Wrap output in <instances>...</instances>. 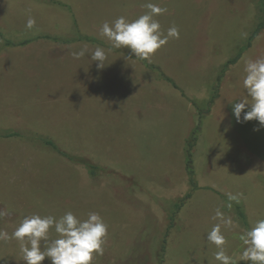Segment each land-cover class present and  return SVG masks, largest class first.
<instances>
[{"label": "rangeland", "instance_id": "rangeland-1", "mask_svg": "<svg viewBox=\"0 0 264 264\" xmlns=\"http://www.w3.org/2000/svg\"><path fill=\"white\" fill-rule=\"evenodd\" d=\"M56 1L63 6L0 0V210L10 213L0 217V230L11 235L34 214L59 218L71 211L84 220L96 212L108 237L94 264H220L207 239L219 208L239 225H222L224 250L233 264H251L242 258L240 236L264 219V126L238 123L233 105L246 96V60L264 58V29L223 70L257 29L260 0ZM147 3L168 9L155 17L165 34L172 26L180 31L149 60L100 35L103 23L133 21ZM29 17L36 21L31 30ZM85 45L89 52L74 59L71 53ZM96 46L107 54L103 69L91 59ZM219 78V98L194 149L198 189L175 210L190 190L186 140ZM63 154L97 166L96 176ZM56 238L52 229L49 242ZM0 264H25L19 241H0Z\"/></svg>", "mask_w": 264, "mask_h": 264}, {"label": "clouds", "instance_id": "clouds-1", "mask_svg": "<svg viewBox=\"0 0 264 264\" xmlns=\"http://www.w3.org/2000/svg\"><path fill=\"white\" fill-rule=\"evenodd\" d=\"M145 7L148 11L133 21L121 16L111 24L103 23L100 35L111 41L113 48L127 47L137 58L149 60L167 45L170 39H179L180 31L176 26L168 28L166 34L161 30V25L155 17L167 13L166 7L153 3H147ZM35 24V19L29 17L26 28L31 30ZM88 52V46L85 45L71 55L78 60ZM91 59L98 62V69H103L107 59L105 49L96 46L91 53ZM244 72L243 86L246 96L233 105L234 115L238 123L256 120L264 126V58L246 60ZM228 198L230 201L239 202L237 195L228 194ZM9 214L8 211L0 210V217ZM213 219L219 222L214 224L207 239L218 249L215 260L220 264H233L232 258L224 250L226 237L222 225L229 229L239 225L231 217H226L219 208L215 210ZM52 229L58 238L49 242ZM107 237L108 225L96 212H90L84 220L71 211L59 218L34 214L26 217L11 235L5 230H0V241L15 239L20 242L25 264H42L46 259H49L51 264H94L96 255L103 254ZM240 239L246 246L242 258L251 264H264V219L257 220L250 229H244ZM41 241L44 242L43 248Z\"/></svg>", "mask_w": 264, "mask_h": 264}, {"label": "trees", "instance_id": "trees-1", "mask_svg": "<svg viewBox=\"0 0 264 264\" xmlns=\"http://www.w3.org/2000/svg\"><path fill=\"white\" fill-rule=\"evenodd\" d=\"M51 3H53L54 5H59V6H63L60 2L56 1V0H50ZM260 8L262 11V18L261 21L259 23V25L257 26V29L253 32V34L251 35V37L249 38L248 44L247 46H245L243 49H241V51L236 55L235 58L231 59L230 61H228L225 66H224V70L223 73L225 72V70L233 64H236L238 62V60L241 58L242 55V50H246L249 49L252 46V42L253 40L261 33V31L264 29V0H260ZM0 38H3V35L0 34ZM83 40L88 41V42H96L91 38L88 37H81ZM30 41H24L22 43H20V45H26L28 44ZM11 41H6V45H11ZM142 62L144 63V65L152 70L155 71L158 76L164 80L165 82L170 83L173 88L178 89L176 83L169 77H167L158 67H154L152 64L147 63L145 60H142ZM221 86V81L220 78L217 80L216 85L213 89V95L211 96V99L209 100L208 103V108L207 111L204 110H197V124L196 127L192 130V132L190 133L189 137L186 140V144H185V149H184V163H185V171L187 174V178H188V182H189V187L190 190L189 192L186 194V196L181 199L179 201V203H175L173 205V209L178 210L181 209L182 206L186 203L185 201L188 200L189 198L192 197L193 193L198 189V184L195 178V168H194V159H193V155H194V149L198 143L199 140V136L201 133V129H202V124L204 122L205 114H207L208 112H210L211 107L215 104L216 100L219 98V88ZM15 136V134H12ZM47 144L53 148L54 150L58 151V147L52 142V141H47ZM66 158H68L69 160H72L73 162H75L76 164H82L83 166H85L88 170H89V174L92 177H95L99 168L97 166L91 165L88 161H86L85 159H76V158H71L68 155L63 154ZM236 213L239 216V219H241L242 223L244 225H247L246 222V217L244 215V213L242 212L241 207H237L236 208ZM175 214V213H174ZM174 214H172L171 216H169V227L170 229L173 228L174 226V221H175V216Z\"/></svg>", "mask_w": 264, "mask_h": 264}]
</instances>
